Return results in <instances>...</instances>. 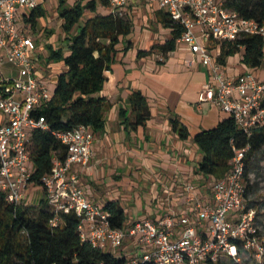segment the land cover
I'll return each mask as SVG.
<instances>
[{
  "label": "built area",
  "instance_id": "2783aa9c",
  "mask_svg": "<svg viewBox=\"0 0 264 264\" xmlns=\"http://www.w3.org/2000/svg\"><path fill=\"white\" fill-rule=\"evenodd\" d=\"M49 1L0 0V193L17 207L24 204L33 185L30 141L36 130L49 129L39 113L53 98L41 74V46L25 17L44 9ZM153 1L183 26L178 42L193 55L188 67L199 64L209 69L210 82L203 87L197 108L212 104L248 135L264 127V80L254 74L227 77L208 47L210 42H231L242 36L264 39V26L239 18L222 0ZM129 2L109 0V11L123 15ZM6 63L18 68L17 78L4 76L1 69ZM54 135L67 149V157L55 155L51 172L42 179L43 196L56 215L52 225L60 223L61 215L74 213L80 218L82 240L105 251L120 250L127 239L134 240L143 252L126 264H218L225 257L238 261L242 251H255L257 258L264 255L255 228L256 211L246 205L245 151L236 153L222 179L207 182L206 197L194 183L185 185L192 205L187 215L173 213L159 222L144 220L117 229L109 222L110 214L88 199L83 184L82 174L93 156V129L81 125Z\"/></svg>",
  "mask_w": 264,
  "mask_h": 264
},
{
  "label": "trees",
  "instance_id": "16d2710c",
  "mask_svg": "<svg viewBox=\"0 0 264 264\" xmlns=\"http://www.w3.org/2000/svg\"><path fill=\"white\" fill-rule=\"evenodd\" d=\"M224 7L241 19L255 20L264 26V0H222ZM110 8L109 0H78L73 6L61 0L58 14L63 21L64 47L55 49L47 45V62L62 63L66 70L54 79L52 100L40 111L49 126L47 131L36 130L30 141L34 186L41 187L43 177L51 172L53 158L67 157V149L54 135L68 132L81 125L89 126L95 134L106 129V114L112 104L102 93L120 52L131 48L127 38L133 22L127 14L108 11L99 13L98 7ZM92 17L85 20L86 13ZM46 11L39 7L28 17L26 24L37 28ZM162 24L171 29V39L151 51H138L139 59L158 53L164 58L174 52L183 34V26L169 14L158 12ZM52 34V33H51ZM121 46L123 48H121ZM210 50L219 49L217 62L226 66L231 57L242 54V63L252 70L264 69V39L259 36H242L236 41L210 42ZM129 109H120L122 123L136 129L146 126L152 118L148 99L140 91L128 99ZM129 113L131 117H129ZM173 131L181 140H188L190 132L178 117L171 121ZM202 155L197 173L216 180L222 179L230 169L236 153L245 151V181L253 166V159L264 150V127L253 129L248 135L233 118L228 117L208 130L193 137ZM1 167V162H0ZM247 183V182H246ZM247 184V196L249 194ZM103 209L110 214L113 228H125L127 215L117 201H107ZM56 215L45 197L40 206H14L0 193V264H126L125 255L94 248L83 241L79 231L80 218L74 214L61 215L60 223L52 225ZM150 264V263H145Z\"/></svg>",
  "mask_w": 264,
  "mask_h": 264
},
{
  "label": "crops",
  "instance_id": "0c3cea01",
  "mask_svg": "<svg viewBox=\"0 0 264 264\" xmlns=\"http://www.w3.org/2000/svg\"><path fill=\"white\" fill-rule=\"evenodd\" d=\"M99 7L98 12L102 13ZM160 11L165 12L153 0H130L125 8V14L134 25L127 38L131 48L117 55L112 71L107 73L102 94L112 107L106 114L105 131L96 134L90 167L82 174L88 199L100 207L107 201L119 202L127 215V229L136 222H159L169 214L184 216L191 212L190 195L185 191L187 183H194L205 197L207 195V182L213 178L197 173L202 155L193 142L194 135L190 133L188 140H181L173 131L174 114L190 129L187 117L193 116L195 111L200 113L195 122L199 131L212 129L228 118L210 103L197 108L201 91L210 82V72L199 64L188 67L187 61L192 60L193 55L187 46L177 42L176 50L168 58L158 53L137 57L138 51H151L171 39V29L157 16ZM89 13L85 20L93 16ZM51 45L54 47L52 42ZM40 48L41 74L54 80L66 67L62 63L49 64L47 47ZM212 52L217 60L219 49ZM222 69L227 77L254 74L264 80V69L252 70L245 66L242 54L231 57ZM51 89L54 91L55 81ZM136 91L148 99L152 118L146 126L133 129L122 123L120 109H129L128 99ZM36 189L42 200L43 191L40 187ZM125 243L129 245L125 253H120L122 249L108 251L128 259L143 252L134 240L127 239Z\"/></svg>",
  "mask_w": 264,
  "mask_h": 264
},
{
  "label": "rangeland",
  "instance_id": "374dc122",
  "mask_svg": "<svg viewBox=\"0 0 264 264\" xmlns=\"http://www.w3.org/2000/svg\"><path fill=\"white\" fill-rule=\"evenodd\" d=\"M65 1H66V5L68 6H71L78 2V0H65ZM59 4H60V0L49 1L45 10L46 16L39 20V24L37 28L35 29L32 28L30 34L36 40H38L39 46L46 48L47 45L49 44L51 45L52 42L56 49L64 47L63 51L66 52L67 50L65 48V45L63 44L64 35L61 28L63 21L61 20L57 12V8L59 7ZM99 11L102 13L106 12V10L102 7H99ZM88 16H90L89 12L86 13V18ZM1 71L3 72L4 76L8 79L17 78L19 75L18 68L15 67L13 64H9V63H6L2 67ZM47 84L52 86V84H54V80L50 78L47 79ZM182 109L183 108H181V110ZM203 112L206 113L205 108ZM198 114L200 113L195 111L193 116L190 115V117H187L190 129L185 123L182 122L178 114L175 113L174 115L178 117L181 123L184 124L188 128L190 133L195 136L197 133L200 132L195 124ZM246 182H247L246 184L249 185L248 186L249 194L247 196L246 205L248 206V209H253L256 211L255 228L258 229V234L260 236V243L264 247V150L260 155L254 157L253 166L249 173L248 180ZM36 188L38 187L32 185L28 189L26 193L25 202L23 204L24 206H36V207L40 206L41 199L38 192L39 190H37ZM236 214L237 211L232 212V215H236ZM125 244L124 247H122V251H120V253H125V249H127V246H129L128 244L126 245ZM218 264H264V255L261 258H257L255 251H252V253L242 251L238 261L225 257Z\"/></svg>",
  "mask_w": 264,
  "mask_h": 264
}]
</instances>
